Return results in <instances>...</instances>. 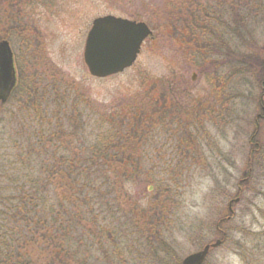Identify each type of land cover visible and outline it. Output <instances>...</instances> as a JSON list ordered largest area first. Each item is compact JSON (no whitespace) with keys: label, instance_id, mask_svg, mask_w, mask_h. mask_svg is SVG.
Masks as SVG:
<instances>
[{"label":"rangeland","instance_id":"rangeland-1","mask_svg":"<svg viewBox=\"0 0 264 264\" xmlns=\"http://www.w3.org/2000/svg\"><path fill=\"white\" fill-rule=\"evenodd\" d=\"M176 8L206 16L200 49L169 20ZM108 15L145 23L152 34L130 68L95 79L83 62L84 42L92 21ZM1 40L22 88L37 83L48 108L34 112L20 89L0 103V238L16 230L12 214L27 217V192L75 195L67 169L45 176L46 161L29 153L37 145L32 129L55 127L62 98L85 114L56 130L57 160L68 164L90 156L86 126L92 139L140 107L141 124L152 129L142 127L161 132L147 150L153 170L106 163L92 171L90 201L76 216L81 237L60 248L57 231L36 245L14 236L3 264H181L217 240L204 264H264V0H0ZM161 98L166 118H148Z\"/></svg>","mask_w":264,"mask_h":264},{"label":"trees","instance_id":"trees-1","mask_svg":"<svg viewBox=\"0 0 264 264\" xmlns=\"http://www.w3.org/2000/svg\"><path fill=\"white\" fill-rule=\"evenodd\" d=\"M205 17L206 16L193 12L185 14L182 9L178 10L177 8L169 13L170 21L175 25L180 22V25L186 30L187 40L193 41L197 50L200 49V42L201 45L205 44L203 42V37L205 36V32L208 31L205 24ZM14 22L16 23L15 27L20 28V30L25 28L27 30L30 29L29 25L26 23H24L25 28H22L23 24L20 20H14ZM192 49H190V51ZM21 77L22 76L18 79V84L13 95L20 89V91L24 92L26 95V100L28 101L26 105L31 103L34 112L41 113L43 110H47L48 105L45 104L46 108L44 107L46 99L43 93H39V89L36 87L37 83H33L30 86L24 85L25 87L22 88L23 82ZM31 79L33 80V78ZM162 101H164L163 98H161L160 101H156L155 104L149 105L148 109L150 112L148 113V118L156 116V119L160 121L166 118V116H164L165 112L159 107L162 105ZM62 103L63 104H59V106L57 105V110L54 112L56 117L55 127L50 123L46 125V128L41 126L38 131L32 129L37 145H35V148L30 149L29 153L30 155H39V158L46 161L45 164L40 163V169L45 176L53 175L54 172L56 173L57 168H59L60 171H62V169H67L74 182L75 195L68 198L57 197L55 200L52 193L47 195L38 190L33 191V194L27 192V201L25 202L26 208L28 209L25 213L27 217L22 219L19 218L17 213L12 214L10 218L16 230L0 238L2 239V245H0V264L4 263V259L7 257V253H9L10 249L13 251L14 248L10 244L14 243L12 239L14 236H21L22 241L24 240L25 242H31L33 245H36L44 240L45 242L46 240L48 242L53 241L54 234L57 231L60 241L58 246L60 248H63L64 245H66L65 243L72 242V239L76 240L81 237L80 233L82 232V228L76 216L83 212L90 201L87 195L89 191L88 188H90L93 183V172H96L98 167H102L107 163L110 164V166L113 164L126 170L129 168L137 170L141 167H148L151 170L156 168V164H154L153 161L147 160V157L149 156L148 151L150 150V146L155 144L158 145L159 142H161V132L160 134L159 132H148L152 129L151 124H141L146 112L145 109L141 107L139 110L137 109V113L132 114L133 118H131V120L118 117L119 121L108 124L110 125L109 127L100 130L92 139L90 136L91 128L89 125L86 126V128L83 129V134L86 136V144L88 146V152L90 153L88 159L85 158L79 162L74 161L70 164H68V161H65V159L57 160V148L55 144H57L58 137L56 135V130L66 132L65 130L70 127L64 128V126L69 120L75 123L77 117L82 118V115H85L75 99L62 98ZM125 119L128 121L127 124L124 122ZM85 121V123L88 124L89 117H86ZM159 124L162 125V123ZM144 125H147L146 128L149 130L144 129L142 127ZM78 129L81 128L75 126L73 130ZM178 130H181V128H178ZM29 142L31 143L32 141L29 140ZM162 145L164 144H161V147L158 148V152L162 151ZM138 154H142L143 159L139 157L140 160H137L136 157ZM102 162L104 164H102ZM75 163H77V165H75ZM48 182L49 181H47L46 186L49 185ZM70 206H75L77 209L76 215L72 212L74 215L72 216L68 212ZM55 207L58 208L57 213L53 211ZM19 211H21V208H19ZM75 222H77L76 225H74ZM67 246H69L68 243ZM12 254H14V251ZM18 256L21 258V255ZM31 260L32 258H27L26 262L23 261L17 264H33ZM56 263L64 264L59 260Z\"/></svg>","mask_w":264,"mask_h":264},{"label":"water","instance_id":"water-1","mask_svg":"<svg viewBox=\"0 0 264 264\" xmlns=\"http://www.w3.org/2000/svg\"><path fill=\"white\" fill-rule=\"evenodd\" d=\"M151 35L145 23L130 21L112 15L93 20L83 51V62L91 77L103 79L131 67L140 53L141 45ZM195 76H192V80ZM16 85V71L9 43L0 41V103L5 104ZM264 110V109H263ZM228 210L232 213V204ZM222 243L217 240L198 252L186 256L182 264H203L210 249Z\"/></svg>","mask_w":264,"mask_h":264},{"label":"flooded vegetation","instance_id":"flooded-vegetation-1","mask_svg":"<svg viewBox=\"0 0 264 264\" xmlns=\"http://www.w3.org/2000/svg\"><path fill=\"white\" fill-rule=\"evenodd\" d=\"M169 20H170V19H169ZM206 26H207V28H208V25H207V24H206ZM180 29L183 30L184 32H186V30L183 28L182 25H181ZM204 35H205V34H204ZM203 38H204V37H203ZM199 46H202V45H201V42H200V45H199ZM194 75H195V74H194ZM195 76H196V75H195ZM191 78H192V77H191Z\"/></svg>","mask_w":264,"mask_h":264}]
</instances>
